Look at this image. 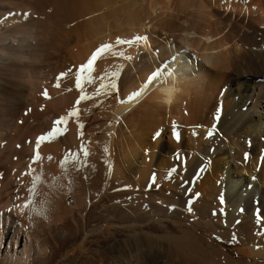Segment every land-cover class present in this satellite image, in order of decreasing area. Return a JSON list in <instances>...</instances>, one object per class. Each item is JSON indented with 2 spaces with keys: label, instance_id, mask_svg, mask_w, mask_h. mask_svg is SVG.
Returning <instances> with one entry per match:
<instances>
[{
  "label": "bare ground",
  "instance_id": "1",
  "mask_svg": "<svg viewBox=\"0 0 264 264\" xmlns=\"http://www.w3.org/2000/svg\"><path fill=\"white\" fill-rule=\"evenodd\" d=\"M67 1L70 6L66 13L57 18L52 29L46 30L48 33H41L36 57L34 54L40 71L23 70V74L33 73L32 77L23 75L24 101L29 96L35 97V89L50 90L48 93L43 89L42 94L40 90L38 100L42 105H37L39 126L34 127L37 128L34 134L42 129L40 133L46 135L51 131L49 126L57 127L55 121L67 116L75 106L80 95L75 86L76 73L95 49L104 43L113 44L114 49L96 61L91 73L93 82L83 84L85 92L94 96L77 106L79 123L84 128L78 127L76 117L59 126L67 128L60 136L70 143L72 152L57 149V143L48 145L50 139L41 142L38 149L37 140L27 151L23 148L27 156L22 153V157L16 151L21 157L16 158L17 162L23 158L29 170L28 176L22 177L19 194L10 189L13 173L10 179L0 174V264L49 261L57 248L64 247V235L60 237L59 233L66 229V217L74 210L88 207L97 194L112 191L111 186L127 193H141L143 197L157 196L160 203L150 205L159 218L180 220L193 229L205 227L221 237L235 234L251 246L256 258L264 260V219L260 218L264 217V74L251 71L246 74L240 65L244 52L226 38L237 32L233 25L235 16L264 19V3L260 0L256 3L252 0ZM157 29L163 34L157 36ZM136 35L146 36L147 40L133 45L115 43L117 37L131 39ZM6 42V37L0 36V63L9 54ZM127 56L132 59H126ZM48 61L52 62L50 70ZM157 68L165 73L170 69L173 75L160 78H166V83L154 81L142 96L130 103H117V93L111 88L108 89L111 96L94 95L102 82L108 85L118 82L119 98L123 99L138 90ZM114 72L125 75L117 81ZM61 73L67 75L61 78ZM168 89L173 90L171 96ZM101 101L100 107H94ZM174 131L179 133V140ZM209 131L213 133L211 136L207 135ZM3 141L7 139L0 138V163L8 149V143ZM82 147L88 149L86 158ZM37 151L39 159H36ZM71 154H78L86 164L70 160L68 173L64 175L60 162ZM6 162L4 159L2 164ZM101 171L106 173L102 176ZM37 176L42 182H37L36 200L45 198L47 218L32 214L29 220V210L22 212L17 206L31 198L28 189ZM53 177L61 179L56 188L50 189ZM69 200L72 206H67ZM49 218L60 227L55 225L56 230L50 234L46 230ZM150 239L140 242L154 251L163 264H237L213 246L197 252L192 241L186 242L188 239L171 241L163 237L173 242L166 257L158 246L162 238ZM179 253L185 256L182 258L185 261L178 262Z\"/></svg>",
  "mask_w": 264,
  "mask_h": 264
},
{
  "label": "rangeland",
  "instance_id": "2",
  "mask_svg": "<svg viewBox=\"0 0 264 264\" xmlns=\"http://www.w3.org/2000/svg\"><path fill=\"white\" fill-rule=\"evenodd\" d=\"M252 1L253 3L257 2V0ZM260 1L264 3V0ZM69 6L70 3L67 0H0V36L6 37L5 46L10 49L9 54L0 63V138L7 139L3 142L8 143V149L5 150L7 152H4L0 163V174H5L4 176L10 179L9 177L13 173L10 180L12 183L10 189L13 190V193H20L19 186L29 172L27 163L23 161V158L19 163L17 162V159L21 158L17 152L20 151L21 156L24 154L27 156L28 152L26 153L24 149L27 151V148L37 140L36 138L42 135L40 133L42 129L37 133L38 135L34 134L37 130L34 127L39 126L37 105H42L38 96H40V90L42 94L43 89L50 93L49 88L35 89L33 91L35 97L29 96V100L24 101L23 75L32 77L33 73L25 71L26 73L23 74V70L40 71V64L35 60V57L40 46L41 33L52 29L53 23L60 15L66 13ZM165 18L168 19V15ZM246 18L235 16L233 25L237 32L232 36L228 35L226 38L231 44L239 45V48L244 52L243 58L245 60L242 59L240 65H243L242 70L247 72L246 74L248 71L253 74L261 72L264 74V19L249 20ZM162 34L163 32L160 30L157 31V36ZM14 51L17 52V55H13ZM48 57L50 59L51 54ZM47 65L50 70L52 62L48 61ZM35 73L37 74L36 71ZM131 73L134 74V72ZM124 75L125 72H122L120 78H123ZM25 80L29 81L30 79L25 78ZM35 102L36 106L34 107ZM27 113L30 116L33 115L31 122L33 121L32 123L37 124V126H32L29 120L30 116ZM27 128H31L30 131ZM49 129L52 130L53 127L49 126ZM49 139L48 145L57 143V149L60 148L64 153L72 152L73 148L70 143L67 140L65 143L64 138H61L60 135ZM117 153L116 151L115 157L118 155ZM3 158L7 161L5 165L2 164ZM9 172L11 173L9 174ZM104 173L106 172L101 171L100 175L103 176ZM20 174L25 176H20ZM162 179H165L164 176ZM102 188L103 186H101V190ZM110 188L112 191L106 194L99 189L102 193L97 194L96 199L90 200L88 207L83 206L80 210H74L66 217V229L59 233L60 237L64 235V247L58 249L55 246L57 250L52 253L49 261L42 259L37 264H163L164 262L160 258L155 257L154 251L151 252L143 247L140 242L151 241L150 238L153 236L162 238L161 244L158 246L160 253L166 257L167 249L171 248L173 244V242L170 243V240L183 239L186 241L188 239L189 241L186 242L191 243L192 241L194 250L197 252H205L206 249L213 246L223 251L233 263L264 264V260L254 256L251 246L246 245L236 235L234 240L233 235L221 237V235L207 231L205 227L193 229L180 220L175 222L172 219L159 218L151 206L152 203H160L157 196L143 197L141 193H127L117 186ZM44 199L42 197L37 199V205H39L40 200L44 201ZM67 206H72V200L67 202ZM55 225L60 229L59 225L55 224L52 218H49L48 227H45L49 234L50 231L56 230ZM163 237L170 240H165ZM216 237L221 239L217 240ZM179 254L178 262L185 261L182 259L185 256L182 253ZM196 264L201 263L197 262Z\"/></svg>",
  "mask_w": 264,
  "mask_h": 264
},
{
  "label": "snow or ice",
  "instance_id": "3",
  "mask_svg": "<svg viewBox=\"0 0 264 264\" xmlns=\"http://www.w3.org/2000/svg\"><path fill=\"white\" fill-rule=\"evenodd\" d=\"M147 37L146 36H140V35H136L134 37H132L131 39H121L120 37L116 38L115 43L116 44H124V45H133L142 41H146ZM114 49V45L113 44H109V43H104L101 44L99 47H97L95 49V51L91 54L90 58L87 60V62L85 64L80 65L77 73H76V80H75V86L77 88V90H79L80 95L78 97V99L75 101V106L69 111L67 116H62L59 119H57L55 121V124L57 125V127H54L51 131H49L46 135H41L37 138V149L39 148V144L41 142H44L46 139L49 138H55L59 135H62L64 132L67 131L66 127H59L60 125H66L69 118L70 117H76L77 118V123H78V127L80 129L84 128V125L82 123H79V114H80V109L79 106L83 101H88V100H92L94 98L93 95H89L85 92L83 84L86 81L87 83H92L94 77L92 76V72L94 71V66L96 64V61L98 59H100L101 57L105 56L108 53H112ZM115 54V53H114ZM119 55H124L123 53H119ZM126 59H132L131 56H127L125 57ZM173 59L175 60V57H173ZM122 71V69H121ZM84 73H88L87 76L84 75ZM67 75V73H61L60 77H65ZM114 77L117 78V81L119 79L120 76V72H114L112 74ZM173 75V72L169 69L166 73L162 72L159 68H157L156 70H154L153 72H151L145 83L136 91H133L131 93H129L127 95V97L121 99L119 98V85L118 82H112L110 83V85L108 84H104L103 82L100 84V86L97 88L96 93L94 95H99L101 93H103L105 96H111L112 92L109 91L108 89H114L117 93V103L119 104H123V103H130L133 100L138 99L140 96H142L144 94V92H146L149 88L150 85L153 84L154 81H158L160 80V82L162 83H166L167 80L166 78L161 80V77H170ZM103 79V78H102ZM57 87H59V85H56ZM69 91H71V89H69ZM172 89H168L167 90V94L169 96H171L172 94ZM44 95L47 97L48 93L45 91ZM103 101L97 103L94 105V107H100L102 105ZM175 138L177 140H179V133L177 132H173ZM213 133L212 131H209L207 133L208 136H211ZM79 135L82 137L83 136V132L81 131L79 133ZM81 151L83 152L84 157L86 158L89 155L88 149L87 147H82ZM105 152L108 151V149L105 147L104 149ZM247 153L245 154V158H247ZM39 152L37 151L36 153V159H39ZM49 159H51V157H49ZM74 161L76 164H81V163H85L86 161L82 162L79 159V155L78 154H71L66 155L64 157V159L60 162V167L62 169V172L64 175H67L68 173V163L69 161ZM93 168L95 167L94 165L92 166ZM174 171V169L172 170ZM60 177H53L52 178V182L49 184V188L50 189H54L57 187V185H59L60 182ZM156 181V176L155 173H153L152 175V183L154 184ZM37 182H42V178L37 176V177H33V184L32 187L28 189V193L29 196L31 197L30 199L26 200L23 204L18 205L17 207L20 208V210L23 212L25 209L29 210V220H31L32 214L38 215V216H44V218H47L46 216V212H47V202L46 201H39V206L37 205V200L36 197L38 195L37 193ZM71 180H69V185H71ZM69 191H71V188H69ZM199 195V194H197ZM17 199H19V197H17ZM221 202L223 203V199L221 198ZM189 211H191V208H189ZM240 211H243V209H241ZM257 216L259 217V213H257ZM261 219H264V217H260ZM217 240L221 239L220 237H216ZM233 239H236L235 234L233 235Z\"/></svg>",
  "mask_w": 264,
  "mask_h": 264
}]
</instances>
